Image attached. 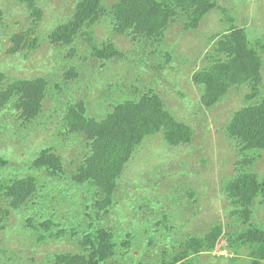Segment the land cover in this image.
Listing matches in <instances>:
<instances>
[{
    "label": "trees",
    "instance_id": "16d2710c",
    "mask_svg": "<svg viewBox=\"0 0 264 264\" xmlns=\"http://www.w3.org/2000/svg\"><path fill=\"white\" fill-rule=\"evenodd\" d=\"M28 1L33 10V16L41 22L43 10L37 6L36 0ZM105 1L79 0L75 14L57 26L50 34L52 42L59 47H72L71 58L75 57L80 47L85 50L86 44L83 41L89 44L93 42L92 47L85 50V60L89 57L88 53H91L97 61L102 60V65L106 67L107 63H112L122 56L123 51L113 42L98 43L96 41L95 28L102 18H108L110 15L116 31L128 35L129 38L144 37L161 43L172 24L186 19L189 21L186 24L187 31L198 30L208 14L221 8L216 0H113L110 10ZM4 15V11L0 9V25L5 20ZM11 40L15 44L13 51H16L25 40V36L20 33L14 34ZM209 40L212 46L205 52L200 67H193L196 71L193 74V84L199 89L201 104L211 109L224 101L235 87L250 89V92L245 95V105L233 114L224 127L227 135L237 142L241 156L240 170L222 189L224 194L222 196L225 198L223 200L229 203L231 209L229 218L231 223L228 226L230 232L227 236L230 237L229 240L249 250L250 264H264V215L263 221L254 220L257 214L260 215L264 205V174L261 173L264 167H261L260 161L264 151V95L261 90L263 82L261 69L264 63L260 54L249 42L244 28L236 26L210 37ZM90 73H96L100 77L102 68L91 69ZM77 76V72L68 71L65 75L66 82L71 83L73 80L80 82ZM99 82L104 87L107 86L104 90L99 89L102 94H96L98 88L94 89L97 87L94 86L97 84L95 83L92 87L87 86V93L81 91L82 98L78 94L72 101L61 95L59 99H56L55 104L58 107L59 102L64 104L65 125L61 126L57 123L58 126L53 130L51 127L54 122L51 120L54 119L52 105L48 106L45 103L48 97L53 98L49 91V81L44 77L10 79L0 74L1 113H17L22 124L25 125L33 122L38 125L39 120L48 116L49 119L41 124L47 126L51 132L44 146L51 142L59 143L69 139L71 144H76L87 152L79 165H75L74 168L78 166V169L69 179L67 175L70 168H66L62 155L52 146L45 148L43 146V149L35 151L37 156L33 160V168L38 169L40 174L47 173L50 180L49 185L42 190L44 199L38 201L42 207H49L59 200L60 192L54 189L64 187V184L59 181L63 178L79 188H91L96 195H88L83 200L78 199L75 205L76 210L72 211L75 233L71 229L61 230L57 222L44 223L48 228L50 227L46 231L48 233L51 227L55 225L60 227L59 232L50 237L66 239L69 234L75 240L89 221H91V231L84 234L80 241L79 252L44 255L43 264H113V260H116L118 264H127L130 257L129 249L135 245V241L130 239L134 238L135 234L145 238L138 242V247L144 245L143 251L146 253L154 244H158L155 250L157 249L165 234L162 228H168L169 217L166 213L164 217L160 215L159 210L152 203L153 199L141 198L138 201H136L137 197L125 199L123 207L126 214L130 216L128 226H136V232H131L130 227L127 229L126 225H123L126 221L116 218L118 215L114 212H118L119 198L124 194L123 192L126 194L132 190L127 188L126 181H130V178L126 177L124 172L138 148L142 147L148 139L161 135L169 150L174 148L185 150L193 144L195 130L171 112L176 108L177 100L174 108H171L174 101L169 104L154 91L144 94L133 91V99H130L126 95L128 92L122 87L123 83H110L103 80ZM59 87L63 91L61 85ZM94 91H96L95 94L92 93ZM100 95L103 97L102 103L98 101ZM181 100L185 101L182 97ZM180 103L182 104L181 101ZM185 108L190 109L187 104ZM7 126L9 127L8 123ZM0 130L3 129L0 128ZM168 159L170 160V157ZM156 163L163 165L165 158L158 155ZM7 166L11 167L10 159L1 157L0 167ZM5 175V182L3 184L0 182V228H4L6 237H13L9 236L13 234V228L12 232L9 231L11 225L8 221L14 212L20 215L21 210L30 207L28 202L38 195L40 183L35 176H25L17 171H8ZM184 181L183 179L174 180V184L168 185L158 182L150 184L145 187L148 194L140 196L149 197L150 193L164 186L166 189L169 188L168 193L173 196L166 197L165 193L160 194L156 198L157 202L163 204L165 199L166 205H170L166 200L172 201L177 208L179 206L177 201L181 198L183 202L182 196H186L187 192L189 196H195L193 188L184 184ZM183 185L187 188L185 189ZM121 187L126 189L120 191ZM71 193L75 194L72 189L68 191V194ZM98 196L104 199H98ZM107 221L111 228L105 225ZM39 225L31 220L26 228L33 231ZM114 232H120V235L125 233L124 240H121L122 245L115 240ZM152 232L158 234V241ZM45 233L40 232L42 241L50 238ZM223 234V226L218 224L211 229L210 233L188 236L180 243L181 249H176L174 252L168 249L162 264H197L200 256L216 250ZM156 255L152 252L150 257H143L145 259L142 260L140 254V264H144L147 259H149L148 264H155ZM29 264H36V262Z\"/></svg>",
    "mask_w": 264,
    "mask_h": 264
},
{
    "label": "rangeland",
    "instance_id": "374dc122",
    "mask_svg": "<svg viewBox=\"0 0 264 264\" xmlns=\"http://www.w3.org/2000/svg\"><path fill=\"white\" fill-rule=\"evenodd\" d=\"M78 1L36 0L37 6L43 10V20L38 22L32 14L33 10L28 0H0V9L5 13V20L0 25V74L10 79L44 77L49 81V91L53 98L48 97L45 103L48 106L52 105L54 119L51 120L54 122L51 127L53 130L58 124L65 125L64 104L59 102L58 107L55 104L56 99H59L61 95L72 101L78 94L82 98L81 91L87 93V86L92 87L95 83L97 84L94 86L97 87L94 89L98 88V91L92 93L102 94L99 89L104 90L107 86L104 87L100 80L123 83L122 87L128 92L126 95L130 99H133V91L142 94L154 91L167 100V103L172 104L170 102L174 101L171 108H174L177 100L176 108L171 110L168 107L179 120L194 128L193 144L185 150L182 148L169 150L161 135L147 138L148 140L138 148L124 172V175L130 178V181H126L127 188L132 190L126 194L123 192L124 194L119 198L118 212L113 211L118 215L116 218L126 221L123 225H126L127 229L130 227L131 232L137 231L136 226H128L130 216L126 214L123 207L125 199H135V197H137L136 201L141 198L153 199L152 203L157 207L160 215L164 217L166 213L169 217L168 228H162L165 234L156 250L158 244H154L144 253V245L139 248L138 242L145 238L138 234L130 239L135 241V245L129 249L130 257L127 264H140V254L141 259L144 260L143 257H150L152 252L157 254L154 258L155 264H162L168 249L173 252L181 249L180 243L186 240L185 238L210 233L211 229L218 224L223 226L224 234L219 239L216 250L200 256L197 264H250L249 250L229 240L230 237L227 236L230 232L228 226L231 223L229 221L231 209L222 196L224 195L222 189L240 170L239 160L241 159L237 142L227 135L224 127L233 114L245 105V95L250 92V89L235 87L224 101L208 109L201 104L199 89L193 84V74L196 72L193 67H200L205 52L210 50L212 46V43H209L210 37L236 26L246 29L249 42L260 54L264 63V0H216L221 8L208 14L198 30L187 31L186 24L189 21L182 19L169 27L161 43L144 37L129 38L126 34L118 33L112 17L110 15L108 18L104 17L95 28L96 41L98 43L113 42L123 51L122 56L112 63H107L106 67L102 65V60L97 61L91 53H88L89 57L85 60V50L91 48L93 42L89 44L81 40L86 44L85 50L80 47L75 57L71 58L72 47H59L50 39L52 31L75 14ZM105 3L111 10L113 0H106ZM18 33L23 34L25 40L16 51H13L15 44L11 36ZM101 68L100 77L96 73H90L91 69L100 70ZM68 71L77 72L80 82L73 80L67 83L65 75ZM261 74L263 76L261 90L264 95V65ZM59 85L63 91L60 90ZM181 97L185 101L181 100ZM98 101L102 103V95L98 97ZM186 104L190 107L189 110L185 108ZM48 119L49 117L46 116L45 119L39 120L38 125L36 122L25 125L22 124L17 113L0 112V128L3 129L0 130V157L10 159L11 162V167H0V179L8 171H17L25 176H35L40 183V188H46L50 182L49 178L37 170L30 171L33 160L37 156L35 151L46 146H52L62 155L66 168H70L67 175L70 179L72 173L78 169V166L74 168L75 165H79L87 152L78 145L71 144L69 139L59 143L51 142L44 146L51 132L47 126L41 124ZM158 155L165 158L163 165L156 163ZM260 161L261 167H264V151ZM261 173L264 174V168ZM182 179L185 180L184 184L193 188L195 196L191 197L187 192L186 196H182L183 202L181 198L177 201L179 203L177 208L172 201L166 200L170 205H166L165 199L163 204L157 202L156 198L160 194L165 193L166 197L173 196L168 193L169 188L166 189L164 186L150 193L149 197L140 196L148 194L145 187L150 184L158 182L168 185L178 182L174 180ZM59 181L64 184V187L54 189L60 192L58 199H77L78 195H75L77 192L68 194L70 187H73L71 182L66 178ZM183 187L187 188L185 185ZM85 188L88 187H82L81 199L94 195ZM124 189L121 187L120 191ZM90 199L93 198L90 197ZM98 199L104 198L99 196ZM37 203L38 201L30 203L33 207L21 210L20 215L13 213L8 221L11 225L9 231L12 232L13 228V234L9 236L13 237H6L4 228H0V264H29L33 261L36 264H43L44 255L79 252L80 241L85 233L91 231V221L85 225L83 232L80 236H76L75 240L69 234L66 239L50 237L59 232L60 227L55 225L48 233L46 231L50 227L44 224L47 221L52 224L57 222L61 230L71 229L75 233L72 211L76 210V204L58 200L49 207L40 208ZM263 206L260 215L257 214L254 219L256 222L263 221ZM31 220L37 225L41 223L33 231L26 228ZM105 225L111 228L108 221ZM40 232H46L45 234L50 238L42 241L43 239L39 237ZM114 233L115 240L122 245L121 240H124L125 233L123 235H120V232ZM152 233L158 241V234ZM148 260L144 264H148ZM113 264L118 262L113 260Z\"/></svg>",
    "mask_w": 264,
    "mask_h": 264
},
{
    "label": "clouds",
    "instance_id": "9594fccd",
    "mask_svg": "<svg viewBox=\"0 0 264 264\" xmlns=\"http://www.w3.org/2000/svg\"><path fill=\"white\" fill-rule=\"evenodd\" d=\"M202 26V25H201ZM200 26V27H201ZM1 158V157H0ZM34 170H37L38 171V169H35V168H33V166H31V170L30 171H34ZM5 175V174H4ZM3 175V177H2V179H0V182L3 184L4 182H5V176ZM42 175H46L47 176V173H45V172H42ZM39 189H40V191L38 192V195L35 197V198H33L32 200H30L28 203H32V202H37V201H40V200H43L44 199V197H43V193H42V190H43V188L41 189L40 188V185H39ZM87 191H91L94 195H95V192L91 189V188H85ZM96 196V195H95ZM99 197V196H98ZM59 201H60V199H59ZM69 202H71L72 204H76L77 203V201L78 200H74V199H72V200H68ZM37 205L40 207V208H42V204H40V203H37ZM30 207H33L31 204H30ZM28 208V207H27ZM39 237H40V235H39Z\"/></svg>",
    "mask_w": 264,
    "mask_h": 264
},
{
    "label": "water",
    "instance_id": "95a60500",
    "mask_svg": "<svg viewBox=\"0 0 264 264\" xmlns=\"http://www.w3.org/2000/svg\"><path fill=\"white\" fill-rule=\"evenodd\" d=\"M74 188V189H73ZM70 189H73L72 191H75V192H77V194L76 195H78L77 196V199H74V200H78V199H81L82 198V187H77V186H75V185H73V187H71ZM61 200H64V201H68V199H60V201ZM83 200V199H82Z\"/></svg>",
    "mask_w": 264,
    "mask_h": 264
},
{
    "label": "crops",
    "instance_id": "0c3cea01",
    "mask_svg": "<svg viewBox=\"0 0 264 264\" xmlns=\"http://www.w3.org/2000/svg\"><path fill=\"white\" fill-rule=\"evenodd\" d=\"M240 28H244V27H240Z\"/></svg>",
    "mask_w": 264,
    "mask_h": 264
}]
</instances>
